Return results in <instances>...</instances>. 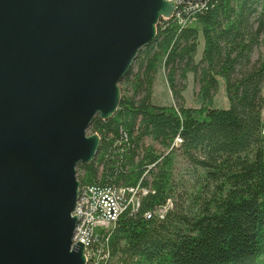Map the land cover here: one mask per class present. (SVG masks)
I'll use <instances>...</instances> for the list:
<instances>
[{"label":"trees","instance_id":"1","mask_svg":"<svg viewBox=\"0 0 264 264\" xmlns=\"http://www.w3.org/2000/svg\"><path fill=\"white\" fill-rule=\"evenodd\" d=\"M197 16L157 25L119 82L115 114L89 126L100 144L77 165L80 185L131 188L138 199L98 231L90 264H264V0H206ZM159 64L170 106L152 102ZM188 73L200 107L184 105ZM219 77L227 109L212 108ZM176 156L196 176L178 192Z\"/></svg>","mask_w":264,"mask_h":264},{"label":"water","instance_id":"2","mask_svg":"<svg viewBox=\"0 0 264 264\" xmlns=\"http://www.w3.org/2000/svg\"><path fill=\"white\" fill-rule=\"evenodd\" d=\"M169 0H0V264H87L80 182Z\"/></svg>","mask_w":264,"mask_h":264},{"label":"built area","instance_id":"3","mask_svg":"<svg viewBox=\"0 0 264 264\" xmlns=\"http://www.w3.org/2000/svg\"><path fill=\"white\" fill-rule=\"evenodd\" d=\"M169 1L174 3V12L171 17L160 19L158 25L169 24L172 21L181 27L194 25L198 13L206 2V0ZM143 193H146V190H143ZM137 200L136 191L131 188L80 185L78 198L72 211V216L77 219L72 242L83 244L87 264L97 262V254L101 252L93 250L99 245L98 231L113 227L120 213L128 205L136 206ZM164 210L161 208L157 211L163 213ZM100 248H107V245L103 243ZM103 258H105L104 253L101 255V259Z\"/></svg>","mask_w":264,"mask_h":264},{"label":"rangeland","instance_id":"4","mask_svg":"<svg viewBox=\"0 0 264 264\" xmlns=\"http://www.w3.org/2000/svg\"><path fill=\"white\" fill-rule=\"evenodd\" d=\"M202 50V45L200 44L197 50V53L195 55V59L197 60L200 56ZM260 51L264 52V48H261ZM259 51H255L253 53V57L255 58L258 55ZM185 89L182 92L184 96V105L190 106V107H200L202 106V101L199 96V86L198 84L193 80L192 74L188 73L186 80H185ZM122 85L119 84V87ZM264 94V85L263 90ZM152 97H154V104L163 105V106H170L173 104L172 95L170 93V90L168 88L166 79H165V71L162 68V65H158V71L155 75L154 80V86H153V92ZM229 100L226 96L225 91V80L223 78H218V85H217V91L213 95V101H212V108H218V109H227L229 108ZM92 130L90 128L87 129V134H92ZM146 143L151 144V141L149 139L145 140ZM175 170H174V176L176 182L181 184L180 187H178L177 192L181 191L183 188H190L191 185H195L196 176H194V173L190 170H186V164L184 160L176 156L175 157ZM77 171V167H76ZM80 174V173H79Z\"/></svg>","mask_w":264,"mask_h":264},{"label":"crops","instance_id":"5","mask_svg":"<svg viewBox=\"0 0 264 264\" xmlns=\"http://www.w3.org/2000/svg\"><path fill=\"white\" fill-rule=\"evenodd\" d=\"M158 71V70H157ZM157 73V72H156ZM156 75V74H155ZM155 80V77H154ZM153 86H154V81H153ZM152 92H153V87H152ZM152 102H154V97H152Z\"/></svg>","mask_w":264,"mask_h":264}]
</instances>
